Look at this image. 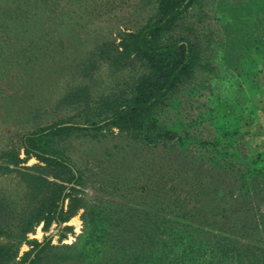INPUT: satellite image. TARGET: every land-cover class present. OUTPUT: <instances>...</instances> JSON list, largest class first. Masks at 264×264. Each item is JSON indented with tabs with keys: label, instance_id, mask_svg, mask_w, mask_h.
<instances>
[{
	"label": "rangeland",
	"instance_id": "obj_1",
	"mask_svg": "<svg viewBox=\"0 0 264 264\" xmlns=\"http://www.w3.org/2000/svg\"><path fill=\"white\" fill-rule=\"evenodd\" d=\"M162 18L160 0H0V264H112L172 236L198 251L264 248L250 186L261 175L236 172L251 160L264 172L244 130L264 126V0H192L158 30ZM137 34L195 56L159 116L145 114L178 136L234 131L231 165L152 127L107 124L149 70Z\"/></svg>",
	"mask_w": 264,
	"mask_h": 264
},
{
	"label": "trees",
	"instance_id": "obj_2",
	"mask_svg": "<svg viewBox=\"0 0 264 264\" xmlns=\"http://www.w3.org/2000/svg\"><path fill=\"white\" fill-rule=\"evenodd\" d=\"M191 2L192 0H160L163 18L156 29H165L166 25L174 21ZM144 41L143 35L137 34L132 45L133 50L148 63L149 70L146 73L144 72L137 81L134 87L135 93L130 102H128V106H122L107 124L124 129L127 124L133 123L135 124L133 127L142 133H146L152 127L162 138L167 140L176 138L175 141L178 140L182 150H188L189 152V146H194L195 148L207 146L213 150L210 153L213 160L225 165H231L232 163L228 160L230 157L229 150L223 148L228 146L230 149V141L224 138H227L231 133L234 134V131H222L219 132L218 136L202 139L199 137L197 130L189 132L188 129L181 133V136H178L176 132L173 133V127H167L162 130L159 118L148 115V112L145 114V111L152 108V114L159 116L160 113H156L160 110L158 109L160 107L159 100L183 79L191 77L195 67V56L193 48L184 43H172L154 47L147 45ZM146 115L150 117L146 118ZM62 131L66 130H61L60 132ZM31 153L27 149L26 156L28 157ZM34 155L42 160L46 158L43 155ZM194 160L196 159L193 158L192 161L194 162ZM254 161L251 160L249 164L253 166L255 164ZM249 164L246 165L244 170L242 168L236 169V172L240 173L239 177L242 181H247L244 175L245 171L249 172L253 177L261 175L259 176V181L251 182L250 186L257 185L251 192L252 194L262 195L260 199L262 206H264V172L257 167H250ZM67 169L62 167L59 172L62 176L67 174V177H69L67 182H69L72 177H70V171ZM62 189L63 186H59V190ZM60 195V192H58L59 197ZM261 226L262 229L258 230V233H264V221H261ZM256 239L264 242V235L258 234ZM160 244L162 245V251H157V247L148 251L138 248L135 251L125 253L112 264H264L263 247L250 246L241 253L235 251L236 249L233 246L228 247L225 244L219 245L221 243H218L215 247L211 246L210 250L206 252L205 250L198 251L200 247L190 239L182 242L178 237L173 236L170 237L169 244L164 242H160ZM175 246L178 248L176 249ZM180 246H182L181 249H179Z\"/></svg>",
	"mask_w": 264,
	"mask_h": 264
},
{
	"label": "crops",
	"instance_id": "obj_3",
	"mask_svg": "<svg viewBox=\"0 0 264 264\" xmlns=\"http://www.w3.org/2000/svg\"><path fill=\"white\" fill-rule=\"evenodd\" d=\"M252 125H248L247 127H245L244 130L247 132L248 135L253 136L254 142L258 144V148L264 150V126L263 128L259 126L257 130Z\"/></svg>",
	"mask_w": 264,
	"mask_h": 264
}]
</instances>
